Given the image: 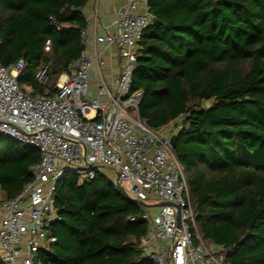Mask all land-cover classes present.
Listing matches in <instances>:
<instances>
[{
    "label": "trees",
    "instance_id": "16d2710c",
    "mask_svg": "<svg viewBox=\"0 0 264 264\" xmlns=\"http://www.w3.org/2000/svg\"><path fill=\"white\" fill-rule=\"evenodd\" d=\"M89 0H0V64L22 58L18 83L42 93L81 50ZM133 89L155 128L184 116L173 152L183 168L200 236L227 250L226 264H264V0H148ZM49 40V50L44 43ZM46 67L48 80L35 78ZM213 98L210 109L203 101ZM39 158L0 135V188L17 195ZM60 217L37 264H153L138 248L141 208L102 172H66L55 188ZM0 264H4L0 259Z\"/></svg>",
    "mask_w": 264,
    "mask_h": 264
},
{
    "label": "built area",
    "instance_id": "2783aa9c",
    "mask_svg": "<svg viewBox=\"0 0 264 264\" xmlns=\"http://www.w3.org/2000/svg\"><path fill=\"white\" fill-rule=\"evenodd\" d=\"M152 19L148 0H123L110 31L81 30L78 57L42 93L18 83L22 58L0 64V135L39 152L29 166L31 179L17 195L0 200L4 264H37L32 261L37 251L50 250L56 238L49 228L60 219L55 188L66 172L80 181L102 172L114 186L117 177L141 208L129 221H145L138 248L153 264H226L227 250L198 232L185 174L169 143L185 115L155 128L139 114L144 93L133 89V72L139 41ZM99 45L115 49L118 72L110 82ZM49 46L47 39L44 50ZM46 71L38 69L35 78L46 83Z\"/></svg>",
    "mask_w": 264,
    "mask_h": 264
},
{
    "label": "crops",
    "instance_id": "0c3cea01",
    "mask_svg": "<svg viewBox=\"0 0 264 264\" xmlns=\"http://www.w3.org/2000/svg\"><path fill=\"white\" fill-rule=\"evenodd\" d=\"M122 4L123 0H89L82 9L89 32L101 34L104 31H110L116 18V11ZM89 39L91 40L90 36ZM97 48L104 60V76L110 82L118 72L115 49L112 46L104 47L103 45H99ZM87 51L92 54L91 43L87 45ZM5 198L6 195L0 188V200ZM1 216L2 212L0 210V219Z\"/></svg>",
    "mask_w": 264,
    "mask_h": 264
},
{
    "label": "water",
    "instance_id": "95a60500",
    "mask_svg": "<svg viewBox=\"0 0 264 264\" xmlns=\"http://www.w3.org/2000/svg\"><path fill=\"white\" fill-rule=\"evenodd\" d=\"M154 22H156L155 18L152 19V23H154ZM212 105H213V98H210V99H207V100L203 101V107L205 109H210L212 107ZM175 138H176V135H172L171 138H170V141H169V143H170L172 148L174 147V144H175ZM159 143L160 142L158 141L157 144H159ZM115 186H116L117 191L119 193H121L127 200H129L131 202H135L134 199H132L131 197L126 195V193L124 192L122 186L119 184L117 177L115 178ZM138 203L142 204V202H140V201ZM164 204H170V203H167V202L157 203V205H164ZM176 218L178 220V213L176 215ZM177 226H179L178 222H177ZM32 261H33V263H36V259L35 258H33Z\"/></svg>",
    "mask_w": 264,
    "mask_h": 264
}]
</instances>
